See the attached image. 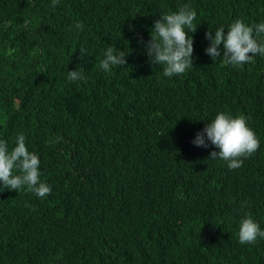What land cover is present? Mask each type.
I'll return each instance as SVG.
<instances>
[{
	"label": "trees",
	"instance_id": "16d2710c",
	"mask_svg": "<svg viewBox=\"0 0 264 264\" xmlns=\"http://www.w3.org/2000/svg\"><path fill=\"white\" fill-rule=\"evenodd\" d=\"M184 4L194 48L264 22V0H0V140L23 134L52 189L0 192V264H264V238L238 240L246 213L264 230V57L208 82L164 77L139 41ZM109 46L130 54L105 72ZM219 112L260 140L235 170L192 143Z\"/></svg>",
	"mask_w": 264,
	"mask_h": 264
},
{
	"label": "clouds",
	"instance_id": "9594fccd",
	"mask_svg": "<svg viewBox=\"0 0 264 264\" xmlns=\"http://www.w3.org/2000/svg\"><path fill=\"white\" fill-rule=\"evenodd\" d=\"M59 2L60 0H52L51 6L55 8ZM195 20L197 23L196 10L189 4H184L175 12L161 14L150 30V39H140L149 63L163 66L164 77L184 73L197 81L208 82L214 72H234L229 67H242L259 60V55L264 57V22L249 26L243 20L236 19L213 29L214 36L212 30L206 32L205 39L210 42L209 45L194 48V40L189 33L197 30ZM83 27L79 22L74 25L79 31H83ZM71 30L70 28L69 31ZM79 51L81 56L87 55L83 47ZM129 54L127 50L109 46L99 67L110 72L113 66L127 65ZM82 69L78 67L77 70L68 71V81L82 80ZM254 69L251 68V71ZM237 72L241 82L246 74L242 70ZM192 143L205 149L214 146L218 151H212L208 160H223L230 170L242 167L243 160L260 148V140L248 126V119L243 114L233 117L226 112L217 113L210 123H206ZM26 144L23 134L17 135L11 149L6 140H0V192L26 190L22 195L30 192L38 198H44L51 194L52 189L41 181L40 158ZM84 238L88 240L87 236ZM258 238H264V230L251 214L246 213L238 226L239 243L255 244Z\"/></svg>",
	"mask_w": 264,
	"mask_h": 264
}]
</instances>
